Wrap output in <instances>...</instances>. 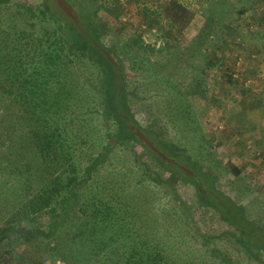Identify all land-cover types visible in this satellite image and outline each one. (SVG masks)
<instances>
[{"label":"rangeland","instance_id":"rangeland-1","mask_svg":"<svg viewBox=\"0 0 264 264\" xmlns=\"http://www.w3.org/2000/svg\"><path fill=\"white\" fill-rule=\"evenodd\" d=\"M71 1L92 15L103 42L120 58L129 103L142 126L159 132L201 169L216 174L218 189L264 227V0ZM44 9L45 0H0V63L6 53L18 58L14 45L22 29L42 34L54 27L44 21ZM75 66L66 69L61 94L86 114L80 118V112L63 127L84 134L98 151L114 139L110 133L118 131V123L90 112L101 109L100 68L87 60ZM21 69L13 64L11 73ZM5 75L0 72V79ZM20 109L13 104L3 119L8 122L0 121V205L6 204L0 207V225L13 207L27 203L30 190L41 186L33 178L42 172L30 155L17 160L16 154L14 162H4L11 150L30 142L22 133L32 125L17 118ZM9 117L19 128L9 129ZM6 135H17L12 148ZM113 143L109 160L94 173L88 188L113 199L124 220L136 217L138 229H127L128 236L161 243L175 264H264V250L240 242L241 231L217 209L201 203L195 184L165 169L144 145ZM230 163L238 166L239 174ZM22 169L26 172L19 173ZM89 196L88 191L82 197ZM79 204L75 202L51 237L16 235L0 243V264H73L72 251L64 258L73 249L81 264H104L103 257L94 255L95 243L72 239L81 229ZM29 221L48 229V217L32 215Z\"/></svg>","mask_w":264,"mask_h":264},{"label":"trees","instance_id":"trees-1","mask_svg":"<svg viewBox=\"0 0 264 264\" xmlns=\"http://www.w3.org/2000/svg\"><path fill=\"white\" fill-rule=\"evenodd\" d=\"M68 1L73 5L71 0ZM73 7L79 16V24L58 4L53 5L50 0H45L44 21H51L54 27L46 29L42 34L22 29L19 35L21 38L14 45L18 58L6 53L5 59L0 63L5 66L0 65V72L6 74L3 80L0 79V121L8 122L3 120L7 116L6 111L13 104H18L21 109L17 118L24 125H32L28 133H22L30 141L28 144L22 142L23 146L17 149L22 156L17 150H11L4 162H14L13 157L16 154L19 156H15L17 160H26L30 155L42 172L33 178L35 184L41 186L37 190H30L27 203L21 207H13L10 215L0 225V243L4 244L16 235L21 238L55 235L58 226L65 222L78 201L80 210H83L78 219L81 229L73 234L72 239L82 238L83 242L95 243L93 251L97 254L94 255L103 257L104 264H175L161 243H149L148 238L137 240L131 235L129 236L133 241H129L125 231L138 229L135 226L136 217L131 215L124 220V217L116 213L113 199H107L103 195L101 197L96 192L90 193L88 187L93 175L109 160L114 143L108 140L101 150L94 151L89 145L90 139H86L84 134H77L63 127L74 122L80 112V118L85 117L86 113L79 112L80 109L73 107L67 99L63 100L64 96L61 94L66 80V69L87 60L100 68L101 87L96 88L102 98L101 109H92L90 112H100L105 119L116 120L119 129L114 134L110 133L112 138L118 143H126L129 147H133V141L144 145L165 169L198 187L201 203L217 209L225 221L241 231L240 242L254 243L264 250V227L249 220L244 207L218 189L217 175L201 169L189 155L174 148L169 141L161 139L159 132L142 126L129 103L126 73L121 67L120 58L112 47L103 42L102 29L92 15L78 10L74 5ZM32 25L35 26L36 22ZM104 49L113 55L115 61L107 57ZM13 64L19 65L21 72L11 73ZM126 115L133 123L142 127L170 156L197 173L201 180L188 175L179 165L164 161L152 151L133 133ZM10 118L9 129L19 128L15 120ZM17 135H21V132ZM17 135L13 138L16 139ZM6 136L11 138V135ZM13 138L11 148L15 142ZM79 151L84 155L82 159L78 158ZM230 165L234 174H239L238 166L234 163ZM24 172L26 170L22 169L19 173ZM88 191L90 196L83 199L82 196ZM32 215L36 219L48 217V229L35 226V222L32 225L29 221ZM106 226L108 229H104ZM84 227L87 229L84 230ZM139 228L142 227L139 225ZM73 250H69L64 258L68 260L67 257H70L72 251L73 264L84 262L80 263L81 259L77 258L79 254Z\"/></svg>","mask_w":264,"mask_h":264},{"label":"water","instance_id":"water-1","mask_svg":"<svg viewBox=\"0 0 264 264\" xmlns=\"http://www.w3.org/2000/svg\"><path fill=\"white\" fill-rule=\"evenodd\" d=\"M58 5L65 11L67 15L74 19V21L79 24V16L74 9L73 5L68 0H56ZM105 50V49H104ZM107 57L114 60L113 55L108 50H105ZM127 120L129 121L130 128L133 133L143 142L145 143L152 151L158 154L164 161L172 162L176 165H179L188 175L193 176L194 171L189 168L187 165L179 163L174 157L170 156L166 151H164L148 134L147 132L140 127L139 125L133 123L129 116L126 115ZM114 139H112L113 141Z\"/></svg>","mask_w":264,"mask_h":264},{"label":"flooded vegetation","instance_id":"flooded-vegetation-1","mask_svg":"<svg viewBox=\"0 0 264 264\" xmlns=\"http://www.w3.org/2000/svg\"><path fill=\"white\" fill-rule=\"evenodd\" d=\"M178 162H179V161H178ZM175 165H176V164H175ZM192 177H195V178H197V180H199V179L201 180V178H200V177H198V174H197V173H195V172H194V175H193ZM201 183H202V181H201Z\"/></svg>","mask_w":264,"mask_h":264}]
</instances>
